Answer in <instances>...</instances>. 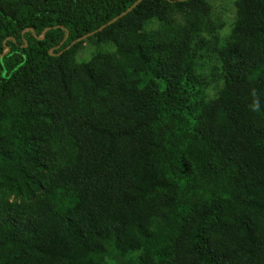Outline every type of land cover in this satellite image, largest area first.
Returning <instances> with one entry per match:
<instances>
[{
  "label": "trees",
  "instance_id": "obj_1",
  "mask_svg": "<svg viewBox=\"0 0 264 264\" xmlns=\"http://www.w3.org/2000/svg\"><path fill=\"white\" fill-rule=\"evenodd\" d=\"M138 1L0 0V264H264V0Z\"/></svg>",
  "mask_w": 264,
  "mask_h": 264
},
{
  "label": "rangeland",
  "instance_id": "obj_2",
  "mask_svg": "<svg viewBox=\"0 0 264 264\" xmlns=\"http://www.w3.org/2000/svg\"><path fill=\"white\" fill-rule=\"evenodd\" d=\"M214 7L215 15L220 16L226 24L224 36L229 33L236 18L235 2L237 0H208ZM97 52L96 48L86 45L77 56L78 62H89Z\"/></svg>",
  "mask_w": 264,
  "mask_h": 264
},
{
  "label": "water",
  "instance_id": "obj_3",
  "mask_svg": "<svg viewBox=\"0 0 264 264\" xmlns=\"http://www.w3.org/2000/svg\"><path fill=\"white\" fill-rule=\"evenodd\" d=\"M142 1H143V0H139V1H138L135 5H133L128 11H126L125 13H123L121 16H119L118 18L114 19L113 21H111L108 25L103 26V27H102L101 29H99L98 31H96V32H94V33H92V34H90V35H88V36H86V37L80 39L79 41H82V40H84V39H86V38H88V37H90V36L96 34L97 32H101V31H103L107 26H110V25L114 24V23L117 22L119 19L125 17L128 13L132 12L133 9L136 8V7H137ZM4 55H5V54H4ZM2 56H3V55H2ZM2 56H0V59L2 58Z\"/></svg>",
  "mask_w": 264,
  "mask_h": 264
}]
</instances>
